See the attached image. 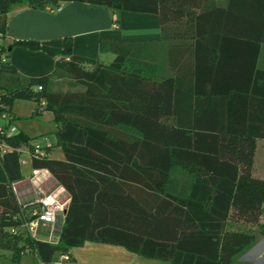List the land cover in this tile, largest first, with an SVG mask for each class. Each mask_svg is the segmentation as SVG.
Listing matches in <instances>:
<instances>
[{"label":"trees","instance_id":"1","mask_svg":"<svg viewBox=\"0 0 264 264\" xmlns=\"http://www.w3.org/2000/svg\"><path fill=\"white\" fill-rule=\"evenodd\" d=\"M20 2L41 10L76 2L156 14L163 28L186 14L169 9L166 0H0L3 32L11 6ZM192 13L196 57L175 62L177 68L173 63L176 72L168 77L153 75L130 45L111 43L116 57L103 64L75 55L71 38L61 48L14 42L58 58L51 74L36 78L18 76L9 60L0 66V93L13 123L16 99L32 100L35 114L54 113L64 158L34 159L32 168L48 170L71 201L58 219L56 244L47 234L13 233L22 210L11 185L23 178L22 166L17 152L0 153L8 176L0 183V249L13 251L15 259L33 252L42 264H59L57 255L96 242L169 264H234L264 235V229L229 228L259 225L264 211V178L254 175L257 140L264 139V69L258 66L264 0H227ZM107 46L102 42L101 50ZM207 72L215 74V86L200 90ZM200 95L209 103L207 115L188 120L181 102ZM2 140L17 148L30 144L22 132L0 133ZM188 164L204 174L183 198L169 183L175 166Z\"/></svg>","mask_w":264,"mask_h":264},{"label":"crops","instance_id":"2","mask_svg":"<svg viewBox=\"0 0 264 264\" xmlns=\"http://www.w3.org/2000/svg\"><path fill=\"white\" fill-rule=\"evenodd\" d=\"M226 2L227 0H166L169 9L182 8L186 14L179 20L168 21L164 28L160 16L156 14L132 13L76 2L64 3L60 11L51 8L37 9L27 2L16 3L11 6L7 14L6 30L4 31L3 43L10 51L8 68L24 78H36L51 74L58 58L43 51H33L21 46L12 47V45L17 40H27L39 41L61 48L64 45V40L71 38L74 44V54L77 56L109 64L103 58L106 57L109 61L115 59L116 54L111 49V43L130 45L134 52L133 56L141 62L149 63L153 75L172 76L176 72L173 69V63L177 68L178 65H175V62L182 65L186 59L194 61L196 57L197 36L192 12L199 14L203 10L215 8V3L225 5ZM102 42L108 43L105 50H101ZM203 51L205 50L203 49ZM258 66L264 69V45ZM206 76L207 79H202L198 86L194 82L193 87L210 90L215 86V74L214 77H210L207 72ZM181 104L188 120L193 121L200 116L207 115L203 107L208 106L209 103L204 95H200L199 98L184 99ZM168 120H172V118H168ZM56 142H53L55 147L49 151V158L63 159L64 154L56 146ZM56 148L62 152L59 158L52 157ZM175 169H182L184 176L182 180L175 179L172 191L176 195L188 198L192 192L193 184L204 172L189 164L175 166L172 173ZM31 172L30 164L26 171L22 167L23 178L11 185L12 192L19 203L29 204L35 199L34 186L29 180ZM254 175L264 178V139L257 140ZM172 180L171 177L169 185ZM36 181L37 186L45 192L53 193L56 198L70 203L69 192L61 184H57L48 170H42ZM0 183H8V176L1 162ZM229 228L232 230H248L249 228L255 231L263 230L264 211L259 225L230 223ZM26 254H30V252ZM69 254L71 256L69 261H80L85 264L145 262L143 261L145 257L132 253L121 246L96 242H87L82 247L73 248ZM235 258L234 264H264V235ZM150 260L153 261L148 264H169L163 260Z\"/></svg>","mask_w":264,"mask_h":264},{"label":"built area","instance_id":"3","mask_svg":"<svg viewBox=\"0 0 264 264\" xmlns=\"http://www.w3.org/2000/svg\"><path fill=\"white\" fill-rule=\"evenodd\" d=\"M61 9V6L57 8L59 11ZM4 36L5 33L0 29V66L2 67L6 66L10 60L9 49L3 43ZM39 90H42V87H39ZM43 106H45L44 102ZM11 120L12 114L0 93V133L2 135L11 137L18 133ZM53 147H55V144L52 141H48L46 146L30 143L28 150L24 151L22 147H13L8 141H0L1 155L12 151L17 152L20 155V163L22 167L24 164V159H22L23 154L27 156L26 163L32 166L34 159L49 157V151L53 149ZM42 170L44 169L32 168L29 180L34 186L33 193L35 199L29 204L17 202L18 205L21 206L22 212H20L18 216L22 217V221L19 227L12 229V232L16 234L20 229L24 232V235L30 236L34 239H40L42 234H47L45 237L46 241L51 244H56L57 240L55 239V234L58 230V219L66 215L69 202L62 201L56 198L53 193L45 192L37 186L36 179L41 174ZM27 251L29 250L27 249ZM70 259V254L62 255L59 264L62 263V261H69Z\"/></svg>","mask_w":264,"mask_h":264},{"label":"rangeland","instance_id":"4","mask_svg":"<svg viewBox=\"0 0 264 264\" xmlns=\"http://www.w3.org/2000/svg\"><path fill=\"white\" fill-rule=\"evenodd\" d=\"M107 63H111L112 60L103 58ZM108 60V61H107ZM12 113L14 116V128L18 133H23L30 141L29 143L40 144L46 146L47 142L56 141V133L58 132V125L55 121L54 113L50 110H45L35 114V103L32 100L16 99L12 105ZM28 145H23L24 151L28 150ZM59 148L54 149L52 157L59 158L61 156ZM24 159L23 169L26 171L29 164L26 163L27 156L22 155ZM183 170L175 169L172 173L171 186L173 187L175 179H183ZM183 188V186H181ZM247 229V228H246ZM249 228L248 230H251ZM125 251V250H124ZM35 253L24 254L19 259L14 258V252L11 250L0 249V264H41V260ZM145 262H136L135 264H148L153 260L143 258ZM237 259V258H235ZM57 261H60V256L57 255ZM149 261V262H147ZM151 261V262H150ZM60 264H85L80 261H62Z\"/></svg>","mask_w":264,"mask_h":264}]
</instances>
